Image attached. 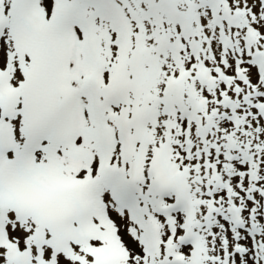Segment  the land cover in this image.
<instances>
[{
  "label": "snow or ice",
  "instance_id": "obj_1",
  "mask_svg": "<svg viewBox=\"0 0 264 264\" xmlns=\"http://www.w3.org/2000/svg\"><path fill=\"white\" fill-rule=\"evenodd\" d=\"M0 264H264V0H0Z\"/></svg>",
  "mask_w": 264,
  "mask_h": 264
}]
</instances>
